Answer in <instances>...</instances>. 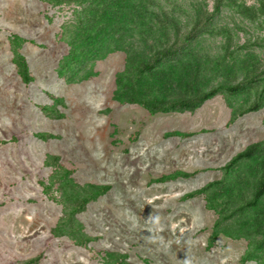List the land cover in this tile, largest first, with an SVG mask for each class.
<instances>
[{
	"label": "rangeland",
	"instance_id": "obj_1",
	"mask_svg": "<svg viewBox=\"0 0 264 264\" xmlns=\"http://www.w3.org/2000/svg\"><path fill=\"white\" fill-rule=\"evenodd\" d=\"M154 1L151 10L174 20L182 37L197 10L214 5ZM234 3L182 57L185 64L200 60L201 89L236 84L253 66L264 70V17L240 14L238 5L255 0ZM87 4L0 0V264H258L264 196L256 207L245 202L259 159L228 165L264 141V101L232 119L264 90V77L193 113L151 115L119 102L116 79L128 52L146 58L149 50L138 32L122 43L128 52L111 50L87 63L68 58ZM167 29L172 38L174 26ZM228 33L234 52L224 58ZM147 38L149 45L166 40L162 30ZM17 53L28 63V84L13 63ZM177 172L187 176L161 179ZM91 186L109 189L76 211Z\"/></svg>",
	"mask_w": 264,
	"mask_h": 264
},
{
	"label": "trees",
	"instance_id": "obj_2",
	"mask_svg": "<svg viewBox=\"0 0 264 264\" xmlns=\"http://www.w3.org/2000/svg\"><path fill=\"white\" fill-rule=\"evenodd\" d=\"M54 4L84 3L88 2L83 13V26L76 28V40L71 43V51L68 58H75L77 63H87L111 50H126L122 44L126 37L133 38L134 34L140 33L141 41L148 48L149 54L145 58L143 53L137 55V51L128 52V65L117 75L114 97L119 102L138 104L146 108L151 115L171 112H195L207 100L222 92L240 94L246 91L251 85L259 82L264 77V70L258 72V66L248 70L246 77L236 84L228 82L219 84L211 89L204 90L198 86L201 73V62L196 57V63L185 64L182 57L191 53L187 48L196 42L205 33L208 23L218 14L221 8L229 2L235 4V0H214L213 10L210 12L199 8L196 12L194 22L190 30L182 37L180 29L174 20L164 15L163 20L160 14L154 13L151 8L156 5L154 0H45ZM256 4L248 6L238 5L239 12L251 21L264 17V0H255ZM153 25H150V24ZM158 26L155 28V24ZM167 23L175 28L174 36L170 38ZM147 26L149 32H143L142 27ZM162 30V41L149 45L148 35L157 34ZM155 39V38H154ZM116 44L112 49L109 43ZM232 36L228 33L225 43L224 58L233 55L231 51ZM82 49L78 53L79 49ZM78 53V54H77ZM194 55V53H192ZM13 63L22 81L26 84L32 81L29 66L21 54L17 53ZM167 65V66H164ZM264 101V90L258 94L256 99L247 107L238 110L233 115V120L247 112L257 111L262 107ZM169 135L185 136L181 132H172ZM49 135L38 134L39 138H47ZM258 158V176L253 186L252 198L245 202L247 207H256L264 196V141L249 145L244 151L237 154L229 163L228 167L233 168L239 162ZM187 176L184 172H177L167 175L162 180ZM214 184L196 191L204 193L212 188ZM93 194L84 197L75 206L76 211L81 210L92 199L105 193L108 186H91ZM264 226L258 230L263 236L257 244L258 264H264ZM251 257V256H250Z\"/></svg>",
	"mask_w": 264,
	"mask_h": 264
}]
</instances>
